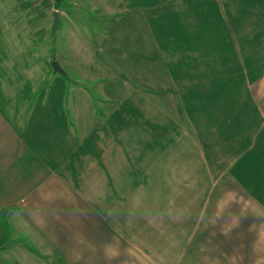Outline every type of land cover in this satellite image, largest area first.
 Masks as SVG:
<instances>
[{
    "label": "crops",
    "instance_id": "1",
    "mask_svg": "<svg viewBox=\"0 0 264 264\" xmlns=\"http://www.w3.org/2000/svg\"><path fill=\"white\" fill-rule=\"evenodd\" d=\"M72 1L70 11L61 2L58 21L84 17L86 3ZM89 1H101L92 10L113 8L111 0ZM117 1L127 13L123 24L136 28L125 40L141 52L129 55L189 61L136 69L138 87L125 79L105 87L124 92L114 98L116 110L78 93L88 91L79 79L69 89L34 82L56 72L52 61L63 65L62 48L29 63L19 37L7 36L11 51L0 53V264H264V36L258 45L256 19L237 20L230 35L236 61L217 73L203 62L192 66L216 58L210 20H189L206 28V39L186 46H163L150 28L148 11L195 0ZM16 7L0 0V22L3 9ZM151 42L153 55L144 53ZM125 98L143 100L133 112L121 109Z\"/></svg>",
    "mask_w": 264,
    "mask_h": 264
},
{
    "label": "rangeland",
    "instance_id": "2",
    "mask_svg": "<svg viewBox=\"0 0 264 264\" xmlns=\"http://www.w3.org/2000/svg\"><path fill=\"white\" fill-rule=\"evenodd\" d=\"M40 1L41 0H5V3H8V7L17 5V10L3 9L2 14L5 13L6 16L0 22V53L11 51V49H8L10 48V44H6L7 40H9L7 36L10 37L11 35L19 37V48L22 47L23 50H25V55L29 63H31L32 57L37 62H41L43 59L39 57H43V55L51 56L55 53V50L58 52L62 48V57H64V60H62L64 66H62L66 68V71L65 68L61 66L64 69L63 73L52 72L53 74L49 79H47L46 76L41 77L38 75L35 76L34 82L42 81L41 79L45 78V83H55L58 86H60L59 84H64L65 87L66 84H68L69 89L70 86H73L79 79L88 91L81 89V92L78 91V93L89 94V98L96 96L99 100V104L109 101L112 105L116 106V110H118L119 100L114 101V98H119L124 92L116 88L111 92L105 87L111 88V85L119 86V84L124 81L123 79H125L127 83L138 87L139 76L136 74V69L144 68V66L148 68L157 67L158 65L185 66L189 61L179 60V62L173 63L172 59L167 58L170 61L166 60L163 63L162 59L159 60L161 62H156L154 59L134 58L129 55L130 50L133 51V48L138 50L137 52H141L136 48L137 44L133 45V43L125 40L132 35L136 28H133V26L127 28V26L123 24L126 22L127 13L122 10L117 0H111L109 2V5L112 3L113 8L108 11L104 10L105 7L101 8L102 10L90 9V6L102 7L100 5L101 1H99V4L91 3L89 0H83L86 3V11L82 13L80 11V15H84L83 18L80 17V22L73 25V21H70L69 18L65 19L62 16L58 21L57 27L54 29L52 27L54 16L49 7H46V5ZM68 1L69 2L64 3V1L62 2V0H59V4L57 3L56 5L60 6L62 2L63 7L67 8L69 11L70 9L73 10L74 6L71 5L73 1ZM44 8V12H47L48 21L50 22V25H47V27H45V14L42 13ZM147 14L151 24V31L163 46H165L163 42L169 43L172 40H174L176 44L183 46L188 44L187 41H192L193 39L195 42L202 43L206 39L203 33L206 28L203 26H194L188 22L189 20L192 22H205L210 20V26H208L206 22L208 30L212 29V35L211 32L208 31V46L210 47L211 53L216 55V58L211 60H193L192 66H203V62L205 66L212 68V71L217 73H220V71L224 69L216 70L219 67L225 66V68H227L233 66V63L236 61L234 59L235 57H232L234 54V43L230 35L232 31L236 30L237 20H242L245 23L249 22L251 19H256L257 28L255 29L258 31V45H260L261 36H264V0H195L193 3H184L182 7L168 4L165 5L162 10L148 11ZM180 20H182L181 23L175 25ZM217 21H225L226 26L224 27L223 23H217ZM198 24L201 23L198 22ZM128 29L130 30V34L125 37L124 33H126ZM76 34L80 36L84 35L83 38H86L84 41L81 39L75 40L74 37ZM67 36H70L72 41L69 42V37ZM33 39L35 40L34 42H32ZM112 40H114L113 46L108 43ZM128 40L131 41V39ZM94 41H97L98 48L94 45ZM146 47H148V49H146L144 53L153 55L158 46L155 42H151L150 45ZM32 48H34V50L31 52L30 50H32ZM49 48L54 49V51L52 52ZM220 49L222 52H219ZM79 50L81 52H79ZM35 51H38L36 56L33 55ZM224 54L230 55L228 58H223ZM262 54L261 52L259 53L260 61L262 59L261 57H263L260 56ZM90 62H92L93 68H89V66L86 65H90ZM25 80L22 74H20L18 81ZM60 88L62 87L60 86ZM129 92L127 91L126 93L129 94ZM74 93L75 91L73 90L68 91V100L75 97V95H73ZM245 93L242 95V98H246ZM2 96L3 91L0 92V97ZM206 98L208 100L209 96ZM142 100V98H125V102L122 104L121 109L133 111L130 107H134L138 102L142 104ZM244 101L246 102L245 104H248L247 102L250 101V99ZM249 109L251 108L248 106L244 107V110ZM23 236L31 241V237H28L27 233H24ZM19 253L24 254L23 252Z\"/></svg>",
    "mask_w": 264,
    "mask_h": 264
},
{
    "label": "water",
    "instance_id": "3",
    "mask_svg": "<svg viewBox=\"0 0 264 264\" xmlns=\"http://www.w3.org/2000/svg\"><path fill=\"white\" fill-rule=\"evenodd\" d=\"M53 15H54V21H53V26L52 27L54 29L55 26H56L58 17H59V12L58 11H54ZM51 64H52V67H53L54 71L61 72V73L64 72V69L61 67L60 63L57 60L52 61Z\"/></svg>",
    "mask_w": 264,
    "mask_h": 264
},
{
    "label": "built area",
    "instance_id": "4",
    "mask_svg": "<svg viewBox=\"0 0 264 264\" xmlns=\"http://www.w3.org/2000/svg\"><path fill=\"white\" fill-rule=\"evenodd\" d=\"M48 2H50V3H53V2H55V0H47Z\"/></svg>",
    "mask_w": 264,
    "mask_h": 264
},
{
    "label": "trees",
    "instance_id": "5",
    "mask_svg": "<svg viewBox=\"0 0 264 264\" xmlns=\"http://www.w3.org/2000/svg\"><path fill=\"white\" fill-rule=\"evenodd\" d=\"M58 4H59V2H58Z\"/></svg>",
    "mask_w": 264,
    "mask_h": 264
}]
</instances>
